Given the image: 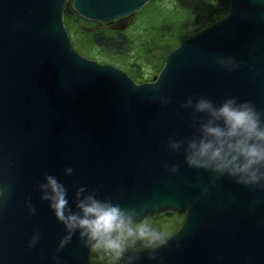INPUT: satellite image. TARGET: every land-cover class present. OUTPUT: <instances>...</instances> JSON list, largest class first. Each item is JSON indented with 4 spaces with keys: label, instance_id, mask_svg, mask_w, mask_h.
Instances as JSON below:
<instances>
[{
    "label": "water",
    "instance_id": "95a60500",
    "mask_svg": "<svg viewBox=\"0 0 264 264\" xmlns=\"http://www.w3.org/2000/svg\"><path fill=\"white\" fill-rule=\"evenodd\" d=\"M67 1L0 0V180L11 189L0 208V264H55L53 255L64 264H91L92 250L78 233L57 253L64 226L34 190L45 173L69 189L74 210L77 187L103 185L100 198L141 209V221L185 214L158 250L163 264H264V191L214 179L163 148L173 133L192 134L191 110L179 107L189 96L220 103L231 95L264 109V0H231L224 18L183 40L146 82L75 49L64 21ZM150 1L74 0L73 8L104 22ZM215 54L245 63L229 73L210 59ZM160 93L172 102L161 105ZM165 162L179 164L178 173ZM69 166L74 171L66 175ZM29 196L34 216L25 206ZM36 231L40 240L29 249ZM139 255L137 264H157L147 250Z\"/></svg>",
    "mask_w": 264,
    "mask_h": 264
},
{
    "label": "clouds",
    "instance_id": "9594fccd",
    "mask_svg": "<svg viewBox=\"0 0 264 264\" xmlns=\"http://www.w3.org/2000/svg\"><path fill=\"white\" fill-rule=\"evenodd\" d=\"M210 59L229 73L238 71L245 63L224 54L212 55ZM248 67L249 71H256L254 64ZM155 99L161 105L172 102L171 96L164 93ZM179 107L191 110L189 127L193 131L180 138L176 133L169 135L163 145L165 151L181 153L189 168L204 170L214 179L227 176L242 187L264 191V109L251 100L231 95H226L220 103L205 95L189 96ZM164 167L176 174L180 165L165 162ZM73 171L70 166L64 169L66 175ZM101 188L103 185L94 190L87 186L77 187L73 195L74 210L68 199L69 189L55 175L45 173L43 181L37 183L34 190L40 193L41 200L48 202L66 233L59 241L57 253L78 233L82 247L106 254L111 264L121 261L122 264H137L141 258L139 253L145 250L149 260L163 264L164 258L158 250L167 244V233L137 219L141 209L114 203L111 197L100 198ZM207 191V188L202 189V193ZM10 193V186L0 180V208ZM25 206L29 216L36 214L31 196L25 200ZM40 237L39 231L34 232L27 247L35 248ZM138 243L145 250L137 249ZM52 259L55 264H64L59 255H53Z\"/></svg>",
    "mask_w": 264,
    "mask_h": 264
},
{
    "label": "trees",
    "instance_id": "16d2710c",
    "mask_svg": "<svg viewBox=\"0 0 264 264\" xmlns=\"http://www.w3.org/2000/svg\"><path fill=\"white\" fill-rule=\"evenodd\" d=\"M73 1L74 0H68L64 10V21L71 38L73 37V28L76 27L77 32L80 33L78 37L81 38L78 40H81L82 45L95 46L97 52L101 54L100 57L97 55L92 56L93 59L102 63H111L119 66L127 71L137 82L150 81L147 76H145V79H142L140 71V74L137 72L133 73L129 69L132 65H129V67L126 66V61H124V64H120L118 61L113 62V57L126 60L128 56H131V50L133 49L136 36H132L131 33L125 30L110 29L106 25L112 21H92L81 16L73 8ZM230 1L231 0H171L170 5L165 4L163 7V9H166V12H164L166 14L165 16L160 13L159 19H152L151 24L149 22L150 27L142 23L143 31L141 34L143 36L149 34L147 38L142 36L144 39L143 44H145V46L149 45L146 49L152 50L161 48L162 50H167L166 54L163 52L160 56L159 60L161 61V66L158 68V73L163 69L167 55L184 40L182 39L174 45L176 42L174 41L175 36L172 33L175 32L180 35V33L183 32L185 34L182 36L186 34L191 36L212 25L227 15ZM88 24H92L93 26H88ZM157 35L160 36V39H158L160 42L158 44H156ZM72 41L78 52L90 57L78 46L76 37L74 39L72 38ZM165 214H167V212ZM159 216L161 215H152L151 217L158 218ZM182 224L183 223H181V225ZM181 225L177 227L173 233L169 234L168 238L176 233Z\"/></svg>",
    "mask_w": 264,
    "mask_h": 264
},
{
    "label": "rangeland",
    "instance_id": "374dc122",
    "mask_svg": "<svg viewBox=\"0 0 264 264\" xmlns=\"http://www.w3.org/2000/svg\"><path fill=\"white\" fill-rule=\"evenodd\" d=\"M170 3H171V0H155V1H152L151 3L149 2V4L145 5L143 8H141L137 12L132 13L128 16L122 17L119 20H116V22L110 23L109 26H107L110 29L125 30L128 33H131L132 36H136L135 42L133 44V49L131 50V56H128L126 60L122 58L113 57V62L118 61L120 62V64H124V61H126L125 63L126 66L129 67V65H132L129 67V69L133 73H136V72L139 73L140 71V73L142 74V79H145V76H147V78L150 79L151 81V79H153L155 76L159 74L158 68L159 66H161V63H160L161 61L159 59L163 52L166 54L167 50L166 49L162 50L161 48H155L152 50L146 49L148 48L149 45L145 46V44H143L144 42L143 37L147 38L149 34L143 36L141 32L143 31V24H145L146 26H149V22L151 24L152 19L154 18L159 19L160 13L165 16L166 14L164 12H166V9L165 8L163 9V7L165 4L170 5ZM88 26H93V25L88 24ZM152 26H153V23H152ZM72 33H73L72 38L74 39L76 37L78 46L81 47L84 50V52H86L87 55L90 56V58H92V56L94 55H97L99 57L101 56V54L97 52V48L95 46L82 45L81 40H78L81 38L78 37V35L80 36V33L77 32L76 27L73 28ZM172 34L175 36L174 41L176 43H174V45L177 44L182 39L185 40L186 38L190 37L189 34L182 36L183 34H185L183 32L180 33V35L175 32ZM157 36L158 38L156 39L157 40L156 44L160 42V40H158L160 39V36L159 35ZM165 213L159 214L161 216H159L158 218H153L149 216L143 221H147L148 223L152 224L154 227L158 228L159 230L166 232L168 236L169 234L173 233V231H175V229H177V227H179L181 223H184L186 219V215L180 214L177 212H171V211L167 212V214ZM136 248L140 249V248H143V246L142 244L138 243L136 245ZM121 263L122 261L120 262V264ZM91 264H111V260H110V257L107 256L106 254L92 250Z\"/></svg>",
    "mask_w": 264,
    "mask_h": 264
},
{
    "label": "flooded vegetation",
    "instance_id": "af4514ba",
    "mask_svg": "<svg viewBox=\"0 0 264 264\" xmlns=\"http://www.w3.org/2000/svg\"><path fill=\"white\" fill-rule=\"evenodd\" d=\"M113 22H116V20H115V21H112V22H109L106 26H109V24H110V23H113Z\"/></svg>",
    "mask_w": 264,
    "mask_h": 264
}]
</instances>
